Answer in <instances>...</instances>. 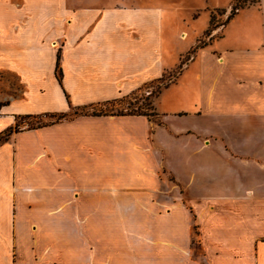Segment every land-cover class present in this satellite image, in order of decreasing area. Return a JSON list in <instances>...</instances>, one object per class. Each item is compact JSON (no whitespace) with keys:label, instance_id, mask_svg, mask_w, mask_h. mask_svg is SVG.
Returning <instances> with one entry per match:
<instances>
[{"label":"crops","instance_id":"0c3cea01","mask_svg":"<svg viewBox=\"0 0 264 264\" xmlns=\"http://www.w3.org/2000/svg\"><path fill=\"white\" fill-rule=\"evenodd\" d=\"M250 8L235 44L182 64L200 34L172 36L147 0H0V133L179 68L153 115H80L0 144V264H264V0Z\"/></svg>","mask_w":264,"mask_h":264},{"label":"rangeland","instance_id":"374dc122","mask_svg":"<svg viewBox=\"0 0 264 264\" xmlns=\"http://www.w3.org/2000/svg\"><path fill=\"white\" fill-rule=\"evenodd\" d=\"M255 1L257 0H147V3L154 7L161 8L165 14H170V21L167 25L171 30L170 34L172 36L179 35L181 31H185L186 34H184L183 38L189 34L185 43H189L195 39V36L197 37L200 34L197 38L198 42L196 45L200 42L205 45L213 43L215 42V39H218V43L232 45L236 43L235 35L241 33L243 26L248 23L254 25L259 14L256 8L243 9L223 31L226 17L230 14L233 5L236 4L239 6L246 4V6H249L254 4ZM211 15L213 18L211 25L209 26L210 30L206 32L208 28V26L206 27L208 18L210 19ZM222 34V40H219L221 39L219 37ZM218 43L216 41L213 45L217 46ZM193 48L184 54L181 59L182 64L190 60L196 54L197 50L193 52ZM177 71H179V68L172 72L165 73L160 81L154 80L143 88L123 97V100L119 104H107L105 107H102V109L107 110L108 112H128L130 110H136L141 113H150L151 107H149V104L153 102V98L157 96L158 92L162 90L165 84L170 83L171 79H173L172 77L176 75ZM2 80L5 85L9 86L8 89L2 87L5 90H8V93H11L12 95V93L17 92L18 81L15 77L12 75H4ZM176 91L177 90L172 92L175 93ZM157 104H159V101ZM95 109L99 110L100 107H96ZM17 121L20 125L19 128L24 129L29 128L31 125H35L38 121H50V118H18Z\"/></svg>","mask_w":264,"mask_h":264},{"label":"trees","instance_id":"16d2710c","mask_svg":"<svg viewBox=\"0 0 264 264\" xmlns=\"http://www.w3.org/2000/svg\"><path fill=\"white\" fill-rule=\"evenodd\" d=\"M257 1H255V3ZM245 7H246V4L245 5H239V6L236 5V4L233 5V7L231 8L230 14L226 17V23L228 21H230L241 9H243ZM212 18L213 17L211 15L210 16V19H209L208 28L211 25ZM208 28H207V31L206 32H208L210 30V28L209 29ZM204 46H205V44L200 42L199 44H197L193 48L192 51L194 52V51H196L199 48H202ZM55 71H56L57 78L60 81V77H61L60 51H58V53H57V61H56ZM162 78L163 77L157 79V81H160ZM166 85L167 84H165V86ZM158 94H159V92H158ZM122 100H123V98H120V99H115V100L107 101V102H104V103H101V104H97V105H90V106H83V107H76V108L71 107V110L68 113L51 112V113H43V114H40V115H37V116H29V115H26V116H22L20 118L21 119H30V118H37L38 119L39 117H49L50 118V121H47V122L38 121L35 125H31L29 127V128H39V127H42V126H46V125H49V124H53V123H56V122H60L62 120L73 119L74 117L80 116V115H125V114H142V115L150 116V115H153L154 114V112L141 113V112H138L136 110H130L128 112H123V111H119V112H112V111H110V112H108L107 110L102 109V107H105L107 104H113V103L119 104ZM96 107H100V109L99 110H96L95 109ZM149 107H151V110L153 109L152 103L149 104ZM19 126L20 125H19V123L17 121L14 126L8 127L6 130H4L3 132H1L0 133V144L3 143L4 141H6L13 132L19 131L20 130Z\"/></svg>","mask_w":264,"mask_h":264}]
</instances>
